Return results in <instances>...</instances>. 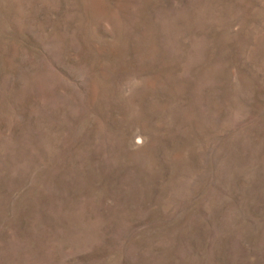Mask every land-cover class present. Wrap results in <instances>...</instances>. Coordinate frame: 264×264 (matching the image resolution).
<instances>
[{
  "label": "rangeland",
  "instance_id": "obj_1",
  "mask_svg": "<svg viewBox=\"0 0 264 264\" xmlns=\"http://www.w3.org/2000/svg\"><path fill=\"white\" fill-rule=\"evenodd\" d=\"M0 264H264V0H0Z\"/></svg>",
  "mask_w": 264,
  "mask_h": 264
}]
</instances>
